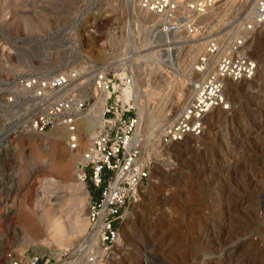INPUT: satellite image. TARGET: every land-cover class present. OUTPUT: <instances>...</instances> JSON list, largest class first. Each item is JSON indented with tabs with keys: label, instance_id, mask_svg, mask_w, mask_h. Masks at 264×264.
I'll use <instances>...</instances> for the list:
<instances>
[{
	"label": "rangeland",
	"instance_id": "obj_1",
	"mask_svg": "<svg viewBox=\"0 0 264 264\" xmlns=\"http://www.w3.org/2000/svg\"><path fill=\"white\" fill-rule=\"evenodd\" d=\"M138 1L0 0L5 15L0 14V85L25 72L70 69L86 62L103 64L116 75L134 73L132 96L145 116L138 137L153 159L152 177L125 218L109 264H264V32L248 42L259 63L249 80L256 92L243 91L244 82L239 89L228 86L231 108L210 113L202 135L178 144L163 140L164 127L183 106L177 97L183 91L192 96L189 88L203 78L195 76L194 68L206 39L217 37L226 43L239 35L256 0L219 2L201 17L207 24L199 38L165 34L158 17L146 21ZM19 10L25 15L17 16ZM94 107L102 116V98L94 101L92 95L79 126L89 121ZM10 117L0 96V185H11L0 200V264L6 248L39 251L76 245L87 229L93 195L91 182L76 175L77 148L72 155L65 143V164L51 152L53 133L64 126L44 133L21 131ZM255 123L263 129L251 134ZM81 137L79 146L91 143L84 144ZM6 162L18 170L14 180L7 176L11 165ZM238 199L245 201L233 207ZM22 209L52 213L67 238L57 240L48 232L32 236L21 219ZM81 223L83 232L78 229ZM38 225L42 228V221ZM224 248L232 249L226 255L230 258L220 254Z\"/></svg>",
	"mask_w": 264,
	"mask_h": 264
},
{
	"label": "built area",
	"instance_id": "obj_2",
	"mask_svg": "<svg viewBox=\"0 0 264 264\" xmlns=\"http://www.w3.org/2000/svg\"><path fill=\"white\" fill-rule=\"evenodd\" d=\"M223 0H139V8L158 16L165 34L186 33L202 37L207 10ZM264 31V0H256L242 32L224 43L206 39L196 68H213L203 77L176 118L164 127L163 140L179 143L199 137L206 129L208 115L227 110L232 102L228 81L251 79L258 59L248 48L257 32ZM84 66L49 72H25L0 85L10 122L21 131L45 132L64 126L71 148L79 147V124L93 95L102 98V124L91 143L81 149L76 175L98 190L88 203V226L81 240L70 247H47L39 251L6 248L4 264H109L110 255L122 237L125 218L138 202L142 189L152 177L153 159L138 137L141 118L132 91L135 75H116L105 65L86 62ZM126 88L129 96L122 94ZM91 91L93 94H85Z\"/></svg>",
	"mask_w": 264,
	"mask_h": 264
},
{
	"label": "bare ground",
	"instance_id": "obj_3",
	"mask_svg": "<svg viewBox=\"0 0 264 264\" xmlns=\"http://www.w3.org/2000/svg\"><path fill=\"white\" fill-rule=\"evenodd\" d=\"M7 1V0H6ZM133 1H135V0H129V2H130V4L131 3H133ZM225 1V0H224ZM12 2H14V3H12ZM11 3L12 4H14V6H17L16 4V2L15 1H12ZM6 4V3H5ZM11 4V5H12ZM7 5H8V2H7ZM6 6V5H5ZM5 6H4V8H5ZM10 6V5H9ZM13 6V7H14ZM217 5H215V6H213V7H211L209 10H214L213 8L214 7H216ZM0 7H3V6H0ZM11 8V7H10ZM15 8H18V7H15ZM14 8V9H15ZM7 9H8V7H7ZM140 9V8H139ZM15 10H17V9H15ZM23 10H25V9H23ZM209 10H207V12L209 11ZM2 11H4L3 9L1 10L0 9V14H2V16H5L4 15V12L2 13ZM6 11V10H5ZM26 12V11H25ZM24 11H22V10H19V11H16V15L17 16H21V15H25L24 13H25ZM29 12V11H28ZM206 12V13H207ZM6 14H7V12H6ZM145 15V17H146V21H151V19H155V18H157L158 16L157 15H155V14H153V13H147V11H146V14H144ZM203 16V15H202ZM241 32H242V28H241ZM240 32V33H241ZM264 31H260L259 33H263ZM239 33V34H240ZM178 34H186V33H178ZM187 35V34H186ZM188 36H192V35H188ZM253 38V37H252ZM169 42V41H168ZM177 42V41H176ZM170 43V42H169ZM206 45V44H205ZM169 47V46H168ZM172 47H174V46H172ZM198 47V50H201V48H202V46L201 45H198L197 46ZM206 47V46H205ZM167 48V47H166ZM168 50H171V51H173L174 50V48H169ZM205 50V49H204ZM167 51V50H166ZM175 51V50H174ZM169 52V51H168ZM170 53V52H169ZM211 66H209V68L208 69H206V70H203V71H198L197 70V68H194L195 69V73L197 74V75H195L196 77H198V76H200V75H202L203 77H205V75L213 68V64H210ZM258 68H259V64H258ZM263 70V69H262ZM257 72H258V69H257ZM119 75H121V77H124V75H122V74H119ZM261 75V74H260ZM264 77V76H263ZM262 78V77H261ZM250 79H243V80H240V81H233V80H229L228 81V85L227 86H230L231 88H235V89H239V88H241V86L239 85V83L240 82H244V85H243V91H246V92H256V89H254L255 87L253 86V84L249 81ZM263 80H264V78H263ZM196 83V82H195ZM230 83V84H229ZM197 86H198V83H197V85H196V87H195V85L194 84H192L191 85V87L189 88L190 90H189V92H191V93H195V91H196V88H197ZM264 86V85H263ZM188 87V86H187ZM136 88V87H135ZM231 88H229V89H231ZM188 89V88H187ZM186 89V90H187ZM125 92V96H129L130 95V91L129 90H127L126 88H124L123 89ZM185 90V91H186ZM232 90V89H231ZM233 91V90H232ZM236 91V90H235ZM235 91H233V93L235 92ZM262 91V90H261ZM188 93V92H187ZM193 93V94H194ZM189 94V93H188ZM250 94V93H249ZM134 95H136V92L134 93ZM137 96V95H136ZM139 97V96H138ZM178 97H179V99H178ZM177 97V100L179 101V102H177L178 104L180 103H182V105L184 106L185 105V103L187 102V100L189 99V97L190 96H188L187 94H185V92L183 91V93L180 95V96H178ZM100 99V98H99ZM98 100V99H97ZM96 100V101H97ZM135 100H136V102H135V104L139 107V111H140V116H141V125H143V118L145 117L144 116V112H143V106H142V104H140V102H139V100L137 99V97H135ZM182 106V107H183ZM181 107V108H182ZM181 110V109H180ZM218 110H221L222 112L223 111H225V110H222V109H218ZM145 111V110H144ZM90 119H89V121H84V123H82L81 124V126H79V128H80V135L82 136L81 138L83 139V141L85 142H83L84 144H87V142H89V141H92V138H93V136L98 132V130H99V128H100V126H101V124H102V116L101 115H99V112L97 111V107H94L92 110H91V114H90ZM261 122V121H260ZM258 124V123H257ZM257 124L255 123L254 125H255V127L253 128V130H252V132H251V134L252 133H256V132H259L260 131V129L262 130L263 128H261L262 127V125H258L257 126ZM262 124V123H261ZM141 125H140V128L138 129V131L141 129ZM46 132V131H45ZM44 133V132H43ZM260 133V132H259ZM249 136V135H248ZM90 137V138H89ZM92 137V138H91ZM249 137H251V136H249ZM246 138H248L247 136H246ZM237 139V138H236ZM242 139H243V137H242ZM240 141V140H239ZM65 143H69V132H68V130L65 128V127H59V129H57L54 133H53V140H52V148H51V152H53V153H57V154H59L60 155V158H61V162L63 163V164H65V162L67 161H65V159L64 158H66V156H65V151H64V149H65ZM180 143V142H179ZM173 144H178V143H173ZM236 144V143H235ZM238 144V143H237ZM65 145V146H64ZM85 146V145H84ZM67 148V147H66ZM83 147L80 145L79 147H77V153L76 154H74L73 155V151H74V148H71L70 147V144H69V151H71V154L73 155V158L78 154V153H80L81 152V149H82ZM186 151V150H185ZM67 153V152H66ZM187 153V152H186ZM189 153V152H188ZM68 156V155H67ZM78 156V155H77ZM57 157V156H56ZM69 157H70V155H69ZM7 159V158H6ZM70 159V158H69ZM71 160V159H70ZM7 164H10V162L8 163V162H6ZM260 163V162H259ZM12 164H14V163H12ZM12 164H10L11 165V172H9L8 173V175L7 176H9V180H14L16 177H17V175H18V170H16V167L15 166H13ZM261 164V163H260ZM247 167V166H246ZM248 168V167H247ZM226 169V168H225ZM245 169V168H244ZM248 170H249V168H248ZM251 170V169H250ZM226 171V170H225ZM247 171V170H246ZM257 171H259V169L257 170ZM251 172V171H250ZM246 173H249V172H246ZM259 175V174H258ZM216 176V175H215ZM220 176V175H219ZM218 176V177H219ZM247 176V175H246ZM251 177H252V175H251ZM216 178V177H215ZM258 178H259V176H258ZM8 180V179H7ZM258 180V179H257ZM264 181V180H263ZM262 181V182H263ZM256 182H258V181H256ZM250 183V182H249ZM253 183V182H252ZM261 183V182H260ZM259 184V183H258ZM251 185V184H250ZM249 185V186H250ZM261 185V184H260ZM254 186V184L252 185V187ZM14 187V186H13ZM255 187V186H254ZM256 187H257V184H256ZM146 188H147V186H145L143 189H142V191H143V193H144V191L146 190ZM10 189H11V185L10 186H8V189H6V185H5V183H4V187H1V185H0V200H1V198L2 199H4L5 197H6V195L10 192ZM245 195V194H244ZM222 196V195H221ZM241 196V195H240ZM243 196V195H242ZM237 197H239V196H237ZM245 197V196H244ZM243 197V198H244ZM246 197H248V196H246ZM218 198V197H217ZM222 198V197H221ZM224 198V197H223ZM222 198V199H223ZM220 199V198H219ZM221 199V200H222ZM228 199V198H227ZM247 199V198H246ZM239 200V199H238ZM224 201H226V200H224ZM245 200L244 199H241V200H239L238 202L237 201H235L236 203H234L233 204V207H236V206H238L240 203H242V202H244ZM219 202V201H218ZM228 202H229V200H228ZM138 202H136L133 206H135L136 204H137ZM217 203V202H216ZM223 204H225V203H223L222 202V205ZM228 204V203H227ZM214 205V204H213ZM229 205H231V204H229ZM228 205V206H229ZM220 206V205H219ZM228 206H224V207H227L228 208ZM221 207H223V206H221ZM133 208V207H132ZM215 208V207H214ZM16 209V208H15ZM44 209H45V207H44ZM135 210H136V207L134 208ZM226 209V208H225ZM232 209V208H231ZM30 210V209H29ZM219 210V209H218ZM131 211V210H130ZM129 211V212H130ZM226 211V210H225ZM231 211V210H230ZM53 212V211H52ZM128 212V213H129ZM229 212V211H228ZM15 214V213H14ZM55 214V213H54ZM128 215V214H127ZM20 216H21V219H22V221H23V223L27 226V228L29 229V231H30V233H31V235L32 236H34V237H36V236H41V235H43V234H45V233H47L48 232V234H50V236L52 235L54 238H56L57 240H64V239H66L67 238V236H68V234H66L67 232H66V230H65V228H64V226H63V224L58 220V219H56V216L54 215L53 216V214L52 213H48L46 210L44 211V213L42 214V215H40L38 212H36V211H26V210H21V212H20ZM223 219V218H222ZM229 219V218H228ZM224 220V219H223ZM40 221H42V223H43V226H42V228L38 225V222H40ZM230 221V220H229ZM225 223V222H224ZM223 223V224H224ZM231 225V224H230ZM25 226V227H26ZM237 228V227H236ZM78 229H79V231L80 232H83L84 230H85V223H84V225L81 223V224H79V226H78ZM165 240V239H164ZM163 240V241H164ZM156 244V243H155ZM154 244V245H155ZM229 246V245H228ZM155 247V246H154ZM156 247H158V246H156ZM234 247H236V249H237V245H235ZM156 249V248H155ZM219 249H221V248H219ZM225 249V248H224ZM169 250H171V249H169ZM152 251H154V249H152ZM166 251H168L167 249H166ZM230 251V253H229V255L230 254H232V249L231 248H228L227 250L225 249V250H220V254H223L225 257H229L230 258V256H226V255H228V252ZM162 252V251H161ZM219 252V251H218ZM217 252V253H218ZM156 253V252H155ZM164 253V252H163ZM213 253V252H212ZM216 253V252H215ZM219 254V253H218ZM212 255V254H211ZM234 255V254H233ZM223 256V257H224ZM238 256V255H237ZM241 256V255H240ZM233 257V256H232ZM140 258V257H139ZM238 258V257H237ZM224 259V258H223ZM247 258H245V260H246ZM139 260V259H138ZM237 260H239V259H237ZM225 261V260H224ZM227 261V260H226ZM234 261V260H233ZM241 261V260H240ZM243 261V260H242ZM232 262V261H231ZM238 263V262H237ZM239 263H241V262H239ZM140 264H146L145 262H143V263H141L140 262ZM249 264V263H248Z\"/></svg>",
	"mask_w": 264,
	"mask_h": 264
},
{
	"label": "trees",
	"instance_id": "obj_4",
	"mask_svg": "<svg viewBox=\"0 0 264 264\" xmlns=\"http://www.w3.org/2000/svg\"><path fill=\"white\" fill-rule=\"evenodd\" d=\"M92 191H93L94 195L98 194V190H96L94 187H92Z\"/></svg>",
	"mask_w": 264,
	"mask_h": 264
}]
</instances>
